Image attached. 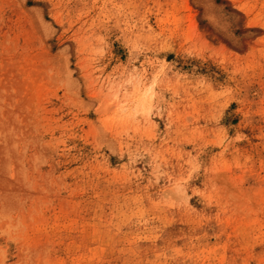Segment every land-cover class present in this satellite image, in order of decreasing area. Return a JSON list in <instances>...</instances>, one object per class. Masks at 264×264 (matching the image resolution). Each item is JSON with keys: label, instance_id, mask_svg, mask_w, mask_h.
Returning <instances> with one entry per match:
<instances>
[{"label": "rangeland", "instance_id": "374dc122", "mask_svg": "<svg viewBox=\"0 0 264 264\" xmlns=\"http://www.w3.org/2000/svg\"><path fill=\"white\" fill-rule=\"evenodd\" d=\"M0 264H264V0H0Z\"/></svg>", "mask_w": 264, "mask_h": 264}]
</instances>
